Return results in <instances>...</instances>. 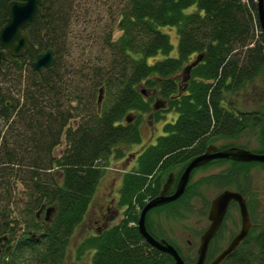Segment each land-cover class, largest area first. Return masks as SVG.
Here are the masks:
<instances>
[{"label":"trees","instance_id":"16d2710c","mask_svg":"<svg viewBox=\"0 0 264 264\" xmlns=\"http://www.w3.org/2000/svg\"><path fill=\"white\" fill-rule=\"evenodd\" d=\"M10 1L0 0V27L6 21ZM71 1L43 0L38 16L27 27V51L21 57L8 55L1 64L18 73L16 97L4 95L0 88V97L10 98L0 108L1 175L9 171L33 182L30 197L36 212L55 208L49 222L43 214L40 218L34 214L29 229L40 230V237L27 233L25 240H46L50 253L43 252L44 263H59L73 229L89 207L105 163L111 156L124 158L128 146L141 143L144 114L154 123L174 113L176 119L163 124V134L145 146L136 157V169L122 178L118 204L126 207L125 217L117 225L86 237L78 254L93 251L91 264H175L169 255L144 241L137 228L138 214L159 193L167 174L177 166L182 171L207 143L237 138L259 128L262 142L253 151H263L261 111L235 109L229 100L264 71V33L257 4L253 0H126L118 22L121 34L115 41L108 38L115 57L103 68L97 67L99 71L85 81L87 92L80 98L78 92L68 89L71 78L81 74L80 69L74 70L71 78H64L65 66L58 58L40 72L31 68L42 49H53L50 41L64 30ZM164 28L176 30L175 56H170L173 44ZM200 53L201 61L191 69L190 79L183 81L184 67ZM97 89L103 90L100 108L98 95L94 105ZM156 100L158 109L153 107ZM72 101L76 106L69 105ZM62 140L65 149L55 156L54 149ZM227 146L232 145L220 148ZM214 162L230 166L204 177L201 183L214 184L219 190L234 186L232 189L249 197L252 213L256 202L250 201L251 190L241 185L238 175L254 164L264 167V163ZM189 195L187 186L177 200L148 214L173 208ZM255 223L259 225L251 231L250 239L222 264H264V219ZM23 244L16 245L18 251ZM217 250L210 248L207 259ZM14 254L4 253L1 261ZM6 264H11L9 259Z\"/></svg>","mask_w":264,"mask_h":264},{"label":"rangeland","instance_id":"374dc122","mask_svg":"<svg viewBox=\"0 0 264 264\" xmlns=\"http://www.w3.org/2000/svg\"><path fill=\"white\" fill-rule=\"evenodd\" d=\"M126 0H72L68 13V19L63 31H60L50 41L57 61L65 66L66 75L64 78H71L74 70L80 69L81 74L71 78L68 84L70 93L78 92L80 98L86 95L90 77L95 74L97 67L103 68L113 59L114 54L108 44V38L115 41L121 34L118 26L120 19V9ZM256 2V0H255ZM163 32L169 34L173 50L170 56L177 54L178 38L174 28H164ZM42 49L41 51H44ZM160 57V56H158ZM192 59V58H191ZM190 59V60H191ZM56 61V59H55ZM151 61V59H149ZM55 63V62H54ZM54 65V64H53ZM62 67L58 65V67ZM27 74L24 73L23 77ZM18 73L11 68L0 67V88L5 95L17 96ZM26 79V78H25ZM97 89L94 92V105L96 104ZM73 98V97H72ZM5 101H9L7 96ZM229 100L233 101L235 109L245 112L262 111L264 106V71L253 81H249L240 91L233 93ZM77 101V100H76ZM86 102V101H85ZM11 103V102H10ZM80 104V103H79ZM12 105V103H11ZM70 106H76L72 101ZM91 107V104H89ZM174 113H168L165 119L159 122H150L147 114L142 116L143 122L140 124L141 143L128 146L125 150V157L116 159L110 157L103 166V175L99 180L95 193L82 221L73 229L69 241L63 251L62 257L57 264H91L92 252L78 254V247L81 242L96 232V216L107 207L110 199L114 200V206L119 209L118 215L114 218V212L104 213L109 219L106 227L117 225L125 217V206H119V191L122 178L125 173L136 169L137 154L149 144H154L156 139L163 134L162 126L165 122L172 121ZM0 124L2 121L0 120ZM72 125V122H70ZM262 132L259 128H254L237 138H222L215 142L216 145L226 144L245 146L249 149H259ZM264 143V142H263ZM65 141L54 149V155L58 156L65 149ZM264 145V144H263ZM132 154V155H131ZM131 155V156H130ZM229 163H215L199 167L190 176L188 189L189 197L173 208L153 211L148 214V228H152L154 235L158 239H166L176 246L184 257H195V251L199 246V237L208 225L207 212L211 200L219 193V188L214 184L201 183L204 177L224 171ZM175 169L181 173L180 166ZM14 174V173H13ZM241 185L250 189V201L254 203L251 213L254 221L264 219V167L252 165L244 173L238 175ZM33 182L20 179L18 175H11L8 171L1 175L0 171V234L8 228L9 223H13L11 231L12 247L11 255L0 259V264H6L9 259L11 264H42L44 263L43 252L49 256L50 250L46 248V240L40 242H29L25 240L27 233L34 232L29 229L36 213V205H33L30 197V188ZM234 188V186H230ZM115 210L114 207H111ZM136 211L139 207L136 206ZM102 213V212H101ZM139 215V214H138ZM44 216V213L43 215ZM112 219V220H111ZM240 216L235 205L229 210V216L225 219L219 236L220 245H225L231 236L239 229ZM151 230V229H150ZM34 238L40 237L41 231H35ZM34 232V233H35ZM24 242L18 251L17 244ZM51 261L44 264H50ZM52 264V263H51Z\"/></svg>","mask_w":264,"mask_h":264},{"label":"water","instance_id":"95a60500","mask_svg":"<svg viewBox=\"0 0 264 264\" xmlns=\"http://www.w3.org/2000/svg\"><path fill=\"white\" fill-rule=\"evenodd\" d=\"M42 1L43 0H11L7 4L6 21L0 27V63L2 59L6 57V53H9L13 57H20L27 50L30 37L29 33L26 31V27L37 17ZM257 8L260 26L264 33V0H258ZM201 59L202 54H199L192 63L183 69V73L186 75L183 78L184 80L189 79L191 69L196 66ZM54 62V51L53 49L48 48L45 52L37 54L31 66L32 69L36 71H42L45 68L51 67ZM102 93L103 90L100 89L97 99L98 108H100L102 101ZM157 103L158 102L156 101L154 104L155 109L158 108ZM262 118L264 120V108L262 109ZM213 159H228L240 162L257 161L264 163V150L263 152L258 153L239 146H229L219 149L215 144H209L203 153L196 155L188 162L179 176L177 183L173 172L167 174L159 193L147 201L142 207L138 216L137 228L143 239L151 247L171 256L174 259L175 264H205L210 241L217 233L227 212L228 206L232 201H235L238 204L241 227L232 237L228 245L215 255L207 264H221L227 256L238 248L246 238L250 228L255 226L250 221L246 200L242 194L236 190L224 189L210 202L208 211V219L210 223L200 236L197 257L194 262L184 261L173 245L168 243L165 239L154 238L147 231L145 219L148 211L152 208L159 207L178 199L186 189L192 170ZM54 209L53 206L46 209V221L50 220ZM39 213L40 211L37 212V217L39 216ZM29 235L33 237L34 233L29 232ZM2 238H6V236Z\"/></svg>","mask_w":264,"mask_h":264},{"label":"flooded vegetation","instance_id":"af4514ba","mask_svg":"<svg viewBox=\"0 0 264 264\" xmlns=\"http://www.w3.org/2000/svg\"><path fill=\"white\" fill-rule=\"evenodd\" d=\"M9 54H7L6 55V58L5 59H7V56H8ZM6 99L4 98V99H2L1 97H0V108H1V106L5 103V102H7V101H5ZM209 144H214V143H207L206 144V146H205V149H206V147L209 145ZM216 145V144H215ZM217 147H218V145H216ZM219 148H220V146H219ZM205 149H204V151H205ZM203 151V152H204ZM202 152V153H203ZM132 155V154H131ZM130 155V156H131ZM216 160H219V159H213V160H211V161H209V162H207L206 164H204V165H201V166H199V167H202V166H205V165H209L210 164V162H212L213 164H214V161H216ZM229 161H233V160H229ZM211 163V164H212ZM198 167V168H199ZM198 168H196V169H198ZM195 169V170H196ZM182 172V171H181ZM192 174V173H191ZM174 175H175V181H176V183H177V180H178V178H179V176H180V174H179V172L175 169L174 170ZM191 176V175H190ZM189 181H190V178H189ZM175 183V184H176ZM189 183V182H188ZM175 187V186H174ZM247 199V198H246ZM233 203H231L230 205H229V207H228V210H227V213H226V215L224 216V219H223V222H222V224H224V221H225V219L229 216V210H230V207H231V205H232ZM111 207H114L115 208V210H112L111 209ZM167 209V208H166ZM110 210L112 211V212H114V218L118 215V213H119V209H117L115 206H114V200L111 198L110 199V201H109V203L107 204V207L104 209V211L105 212H110ZM104 211H101L100 213H99V215H98V217L96 216V224L98 225V228L96 229V232L94 233V234H96L97 233V231H99V229H101V228H104V227H106V225L109 223V219L110 218H108L107 217V215L104 213ZM209 211V210H208ZM42 212H43V210H42ZM239 216H240V214H239ZM249 217H250V221H251V223L252 224H254L255 226L254 227H256L257 225H259V224H256L255 223V221H254V219L252 218V216H250V213H249ZM207 219H208V212H207ZM112 220V219H111ZM209 223H210V221H209V219H208V225L206 226V228L209 226ZM221 224V225H222ZM12 226H13V223L11 224V223H9L8 224V228H7V230L6 231H4L3 233H1L0 234V259H1V256L4 254V253H6V252H11V247H12V241H11V231H12ZM240 226H241V218H240V224H239V229H240ZM222 227V226H221ZM221 227L219 228V230L217 231V233L215 234V236L211 239V241H210V244H209V247H208V251H207V257H208V255H209V249L210 248H215V247H217L218 248V250L215 252V254L213 255V257L218 253V252H220L223 248H225L227 245H228V243L231 241V239H232V237L239 231V229H238V231L236 232V233H234L233 234V236H231L230 237V239H229V241L225 244V245H220V241H219V236H220V233H221ZM254 227H251L250 228V230H249V232H248V234H247V236H246V238L242 241V243L239 245V247L243 244V243H245V241L249 238V236H250V234H251V231L254 229ZM205 228V229H206ZM151 230L149 231L150 232V234H152L155 238H156V236L154 235V232L152 231V228H150ZM204 229V230H205ZM203 230V231H204ZM202 231V232H203ZM151 232H153V233H151ZM202 234V233H201ZM200 234V235H201ZM6 235V238H2L3 236H5ZM93 235V234H92ZM158 239V238H157ZM199 239H200V237H199ZM250 239V238H249ZM171 243V242H170ZM175 248H176V246L174 245V244H172ZM238 247V248H239ZM237 248V249H238ZM177 249V248H176ZM237 249L235 250V251H237ZM177 251H178V249H177ZM234 251V252H235ZM179 252V251H178ZM233 252V253H234ZM93 253V252H92ZM233 253H231L229 256H227L226 258H225V260L228 258V257H230ZM179 254L183 257V258H189V257H184L180 252H179ZM195 257L194 258H189L191 261L190 262H193V261H195V259H196V257H197V250L195 251ZM207 257H206V262H207ZM212 257V258H213ZM212 258H210L209 260H211ZM193 260V261H192ZM224 260V261H225ZM223 263V262H222Z\"/></svg>","mask_w":264,"mask_h":264},{"label":"bare ground","instance_id":"6f19581e","mask_svg":"<svg viewBox=\"0 0 264 264\" xmlns=\"http://www.w3.org/2000/svg\"><path fill=\"white\" fill-rule=\"evenodd\" d=\"M253 162V161H252Z\"/></svg>","mask_w":264,"mask_h":264}]
</instances>
